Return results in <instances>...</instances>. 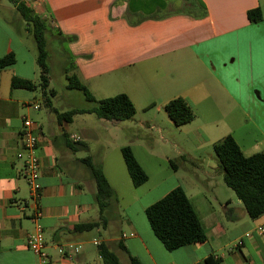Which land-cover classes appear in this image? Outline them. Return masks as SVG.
I'll use <instances>...</instances> for the list:
<instances>
[{
  "label": "crops",
  "instance_id": "1",
  "mask_svg": "<svg viewBox=\"0 0 264 264\" xmlns=\"http://www.w3.org/2000/svg\"><path fill=\"white\" fill-rule=\"evenodd\" d=\"M32 7L49 29L75 38L67 50L81 80L125 69L148 71L145 99L155 104L156 112L180 97L195 116L183 127L203 141L210 139L194 150H213L230 135L244 156L264 155V0H35ZM255 8L262 20L250 23L246 13ZM26 28L19 15L0 17V58L9 53L15 57L12 66L0 69V264H39L26 244L36 210L41 212L47 264H103L97 252L100 244L121 264H130V258L140 264H203L208 257L219 264H264V215L253 220L240 202L234 210L230 199L220 202L212 190L217 183L212 175L221 172L210 153L207 166L214 174L200 169L195 163L201 161L183 149L193 166L184 171L186 180L205 183L211 192L210 198L201 189L193 196L183 188L205 232L203 244L167 251L153 235L145 209L171 191L161 189L165 180L135 194L123 216L110 202L100 227L75 231V226L99 219V214L93 216L96 189L84 161L91 158L76 156L89 150L87 135L56 132L51 116L46 131L31 119L36 124L41 187L39 200L33 201L22 176L23 160L17 158L22 120L30 119L33 96L10 86L13 77L34 81L37 74L35 44L32 39L27 45L26 38L32 36ZM160 78L171 79L164 89ZM101 121L121 133L116 122ZM70 143L76 151L68 148ZM67 243L79 246V251L60 255L57 246Z\"/></svg>",
  "mask_w": 264,
  "mask_h": 264
},
{
  "label": "rangeland",
  "instance_id": "2",
  "mask_svg": "<svg viewBox=\"0 0 264 264\" xmlns=\"http://www.w3.org/2000/svg\"><path fill=\"white\" fill-rule=\"evenodd\" d=\"M34 3L35 0H0V6L10 7L14 10L10 12L0 7V17L8 19L13 14L20 16L17 10L19 4L29 6L35 12L32 7ZM26 26L28 31L29 26L27 24ZM28 33L31 35L29 31ZM30 40L32 41L31 37L26 38L27 45ZM47 40L49 87L46 98L50 101L51 106L47 107L45 105L41 89L38 86L40 72L37 66V74L33 81L37 84V89L31 91L33 99L30 119L40 124L43 127V131H46L49 127L47 116H51L56 125L51 124V127L56 132L63 133L64 131L68 135H75L78 138H81L82 132L87 135L85 139L89 150L78 152L76 156L78 158L90 157L95 166L104 167L115 192L116 202H114V205H117L121 216L125 214L124 209L131 205V200L135 194L143 193L161 180H165L161 188L163 191L181 187L187 191L188 195L194 196L201 189L206 197H211V192H208L204 187L205 183H192L186 180L184 171L193 170V166L191 163L192 159L186 155L183 149L201 161L195 163L202 167L200 169H207L213 173V169L209 168L211 164L208 163L209 158L207 157L208 153L212 155L215 164H217L216 167L221 172V174L213 173L214 175L212 176L217 183L214 184L215 186L212 190L219 196L221 203H225L224 199H230L229 207L233 210L236 208L235 203L239 201L233 191L225 186L222 180V171L218 166L213 150H209L207 147L199 151L193 149L199 143L208 145L210 139L203 141L202 137L197 138L198 136L193 135L191 131H186L187 127H176L169 121L163 109L157 113L155 104L145 99L148 93L146 86L149 82L148 71H140L139 73L134 69H125L89 82L79 78L80 82L88 89L96 101L114 97L120 93L130 95L135 107V115L131 120L114 123V126L121 128V133L119 130H108V126L105 123H101L103 121L94 114H78L72 118V122H63L57 125L55 111L64 113L73 109L90 107L92 104L85 100L82 92L67 87V76L77 75V71L72 68L65 42L49 36H47ZM158 81H160L161 88L164 89V82H170L171 79L160 78ZM33 105H38L40 107L39 110H33ZM237 139H242V136L237 135ZM77 145L79 146V144ZM126 146L131 148L137 162L149 178L148 182L141 187L135 188L131 184L125 168L120 150ZM170 162H173V165H170ZM239 204L243 210L241 203ZM215 208H219L217 204H215ZM98 210V205H95L94 217L95 215L98 216Z\"/></svg>",
  "mask_w": 264,
  "mask_h": 264
},
{
  "label": "trees",
  "instance_id": "3",
  "mask_svg": "<svg viewBox=\"0 0 264 264\" xmlns=\"http://www.w3.org/2000/svg\"><path fill=\"white\" fill-rule=\"evenodd\" d=\"M12 1V0H10ZM17 10L23 21L29 26L32 39L35 43L39 68V84L44 103L50 107V101L46 98L49 87L48 66V40L47 36L61 40L67 45L75 38H65L60 32L52 31L46 25V19L40 18L33 10L24 4H19ZM250 23H258L262 20L259 8L249 10L246 13ZM69 54V52H68ZM70 56V54H69ZM73 65V58H69ZM15 57L9 53L0 58V69L12 66ZM67 87L82 92L85 100L92 106L73 109L64 113H56L58 124L70 123L78 114H94L98 119L112 122L131 120L135 115V107L129 97L120 93L114 97L96 101L88 89L80 82L77 75L67 76ZM11 89H23L34 91L37 84L31 80L13 77L10 83ZM163 110L168 119L177 127L193 121L194 113L188 103L180 97L167 102ZM71 151H76L74 144H67ZM125 168L131 184L137 188L148 181L147 174L138 164L131 149L126 146L120 150ZM214 155L218 166L222 171V180L227 188L233 191L237 200L241 203L250 219H257L264 215V155L254 154L244 156L241 149L230 135L224 137L213 146ZM87 167L90 169L96 189V205H98L99 219L95 222L81 224L74 227L75 231H91L101 226L105 221L103 212L110 202H116V196L108 183L101 167L95 166L91 159L86 158ZM173 165V162H170ZM145 217L155 238L167 251H174L181 247L203 244L206 235L199 219L181 187H176L164 195L160 200L145 209ZM97 252L103 264H121L117 255L105 244H100ZM219 260L208 257L203 264H219ZM130 264H140L135 258H130Z\"/></svg>",
  "mask_w": 264,
  "mask_h": 264
},
{
  "label": "built area",
  "instance_id": "4",
  "mask_svg": "<svg viewBox=\"0 0 264 264\" xmlns=\"http://www.w3.org/2000/svg\"><path fill=\"white\" fill-rule=\"evenodd\" d=\"M34 110H39L38 105H33ZM36 124L29 118L22 120L20 129V142L21 152L17 155V158L23 160L22 176L25 179L31 199L38 201L41 196V187L38 182L39 172V159L37 155L38 140L35 135ZM41 219V212L36 210L32 216L34 223L33 231L27 236L26 244L27 248L33 255L38 258L39 264H47L49 261L48 254L46 252V244L44 240L43 228L39 223ZM95 245H99L98 242H94ZM79 246L72 243H67L57 246V252L60 255L74 254L79 251Z\"/></svg>",
  "mask_w": 264,
  "mask_h": 264
}]
</instances>
